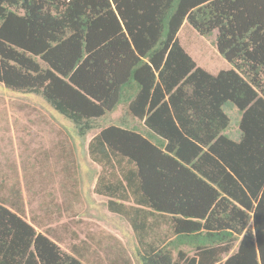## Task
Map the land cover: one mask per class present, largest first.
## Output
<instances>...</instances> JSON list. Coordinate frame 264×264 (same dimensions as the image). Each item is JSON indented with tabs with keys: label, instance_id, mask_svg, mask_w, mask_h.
<instances>
[{
	"label": "trees",
	"instance_id": "trees-1",
	"mask_svg": "<svg viewBox=\"0 0 264 264\" xmlns=\"http://www.w3.org/2000/svg\"><path fill=\"white\" fill-rule=\"evenodd\" d=\"M185 21L217 32L232 69L196 64ZM0 85L79 137L100 129L95 192L131 225L139 264H264V0H0ZM8 204L0 264H84Z\"/></svg>",
	"mask_w": 264,
	"mask_h": 264
},
{
	"label": "rangeland",
	"instance_id": "rangeland-1",
	"mask_svg": "<svg viewBox=\"0 0 264 264\" xmlns=\"http://www.w3.org/2000/svg\"><path fill=\"white\" fill-rule=\"evenodd\" d=\"M178 41L208 73L232 69L219 54L217 32L203 37L185 21ZM124 113L120 107L99 126L119 124ZM99 132L79 137L42 97L0 85V202L19 207L36 233L84 264H139L131 225L95 192L103 170L91 159L89 144Z\"/></svg>",
	"mask_w": 264,
	"mask_h": 264
}]
</instances>
